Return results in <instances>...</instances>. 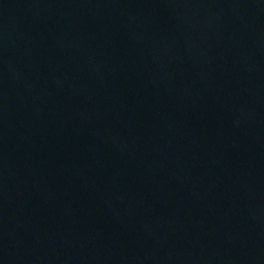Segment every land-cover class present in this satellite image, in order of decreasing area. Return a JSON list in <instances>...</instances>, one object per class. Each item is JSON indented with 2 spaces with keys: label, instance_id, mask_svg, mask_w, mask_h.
<instances>
[{
  "label": "water",
  "instance_id": "1",
  "mask_svg": "<svg viewBox=\"0 0 264 264\" xmlns=\"http://www.w3.org/2000/svg\"><path fill=\"white\" fill-rule=\"evenodd\" d=\"M0 264H264V0H0Z\"/></svg>",
  "mask_w": 264,
  "mask_h": 264
}]
</instances>
